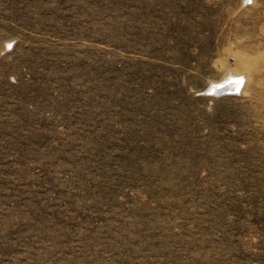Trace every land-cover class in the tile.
I'll use <instances>...</instances> for the list:
<instances>
[{"label":"rangeland","instance_id":"1","mask_svg":"<svg viewBox=\"0 0 264 264\" xmlns=\"http://www.w3.org/2000/svg\"><path fill=\"white\" fill-rule=\"evenodd\" d=\"M0 264H264V0H0Z\"/></svg>","mask_w":264,"mask_h":264},{"label":"bare ground","instance_id":"2","mask_svg":"<svg viewBox=\"0 0 264 264\" xmlns=\"http://www.w3.org/2000/svg\"><path fill=\"white\" fill-rule=\"evenodd\" d=\"M241 89V78L238 76H229L225 80L212 83L207 93L226 95L233 92H238Z\"/></svg>","mask_w":264,"mask_h":264}]
</instances>
